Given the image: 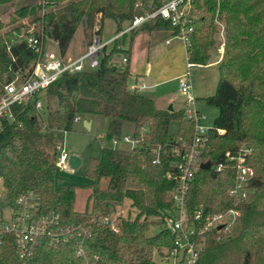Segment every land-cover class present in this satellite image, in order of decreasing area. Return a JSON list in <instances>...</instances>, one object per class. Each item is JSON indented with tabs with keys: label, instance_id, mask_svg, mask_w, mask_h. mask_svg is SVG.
Returning <instances> with one entry per match:
<instances>
[{
	"label": "trees",
	"instance_id": "1",
	"mask_svg": "<svg viewBox=\"0 0 264 264\" xmlns=\"http://www.w3.org/2000/svg\"><path fill=\"white\" fill-rule=\"evenodd\" d=\"M14 1L0 0V4L9 7ZM168 1L172 0H41L15 9L5 25L0 22V97L4 86L19 83L30 71L35 53L26 42L28 38L38 43L51 41L64 55L78 27L88 39L99 35L102 21L108 19L114 22L116 34L134 17ZM183 3H188L185 26L191 29L189 64H208L218 32L216 23L222 26L218 80L213 94L203 99L217 115L195 165H217L224 153L244 146L251 149L246 163L254 172L232 232L218 239L214 233L203 235L195 264H264V0ZM23 20H27L25 25ZM149 23L147 30H170L169 23L160 18ZM133 33L123 37L122 44L129 37L124 46ZM118 51L114 45L99 58L95 69L63 73L43 91L12 105L10 120L0 119V211L12 208L20 195H35L42 213L54 211L62 224L91 230L84 240L85 259L75 258L71 244L53 247L47 241H42L30 257L19 259L11 240L5 238L0 244V264H155L152 255L171 247L172 236L166 229L146 235L152 224L146 218L161 219L172 205L169 193L175 183L167 178L174 145L167 136L170 123H176L180 142L190 140L193 125L182 110L158 109L153 100L129 92L128 70L106 66L108 58ZM37 100L46 112L43 120L31 113ZM80 116L105 118L107 142L119 139L123 126L129 124L132 138L141 136L143 147H102L97 156L89 158L84 171L89 194L83 210L77 212L73 207L78 187L54 182L59 135L71 131L74 117ZM156 158L158 164L153 162ZM101 179H107L103 189L98 188ZM233 180L230 170L215 173L196 169L185 196L187 212L191 214L197 207L210 214L225 211L231 205L226 192ZM124 201L129 202L135 216L112 217ZM105 218L108 225L102 223Z\"/></svg>",
	"mask_w": 264,
	"mask_h": 264
},
{
	"label": "built area",
	"instance_id": "2",
	"mask_svg": "<svg viewBox=\"0 0 264 264\" xmlns=\"http://www.w3.org/2000/svg\"><path fill=\"white\" fill-rule=\"evenodd\" d=\"M183 1H168L158 9L134 17L125 30H120L106 42H102L98 34L92 35L85 52L75 59L65 58L57 50L53 51L46 48L45 42L38 43L32 38H28L26 42L35 53L30 71L19 83L10 82L4 86L3 94L0 97V119L10 120V107L12 105H19L36 93L43 91L63 73L71 74L86 69H95L98 66L99 58L106 49H111L115 45L116 49L122 50L123 45L120 42L123 37L140 25L156 18L169 23L171 37L180 41L185 51V72L179 78L177 86L182 97V111L193 127L190 140L180 142L178 139H174V145L169 153L173 161L170 164V172L167 174V178L174 181L175 188L169 193L172 201L171 208L165 211V216L162 217L165 222V229L172 236L171 247L163 264H195L202 249L199 243H203V235L214 233L218 239L219 235L226 234L231 227L235 226L240 216L238 207L250 192L248 185L254 175L252 167L246 163L251 154L250 148L241 146L235 152L224 153L223 161L217 165H210L209 170L215 173L224 170L233 172V184L226 192L231 205L225 211L215 214L204 213L200 207H197L189 215L186 212L185 196L193 180L195 170L199 169L202 164L195 165L196 159L207 140L209 128L203 124L204 114L199 113L193 107L195 100L192 97V86L189 80V71L193 65L187 61L188 34L191 29L185 26L186 4L184 5ZM221 49L222 44L219 46V50ZM121 62L125 64L127 57L124 56ZM144 88L143 84L127 85V90L136 94ZM41 111V101L37 100L33 104L31 113L41 118ZM79 121L78 117H74V123ZM118 142L128 144L130 149L143 147L141 136L139 139H133L132 135L112 139L110 144L113 147ZM68 158L66 152L60 148L55 163L57 170L64 168ZM158 161L156 158L153 162L158 164ZM7 209L9 217L4 220L0 219V244L5 238H9L19 259L30 257L42 241H47L53 247L71 244L75 258L85 259L84 240L86 241L91 233L88 227L83 228L74 224L64 225L60 215L54 211L42 213L39 207V199L31 193L20 195L14 201V206ZM131 213L134 211L132 210ZM102 223L108 225L109 221L105 218Z\"/></svg>",
	"mask_w": 264,
	"mask_h": 264
},
{
	"label": "rangeland",
	"instance_id": "3",
	"mask_svg": "<svg viewBox=\"0 0 264 264\" xmlns=\"http://www.w3.org/2000/svg\"><path fill=\"white\" fill-rule=\"evenodd\" d=\"M39 2L41 0H15L12 4L7 6H3L0 4V22L4 25L8 22L7 18L8 15L11 14L15 9L24 6L28 4L29 2ZM188 3L185 5L187 7ZM22 23L24 25L27 23V20H23ZM97 24V22L95 23ZM149 24V22H147ZM216 26L218 28V32L216 35H214V45L213 48L210 49V59L208 62H214L219 61L222 49L219 50V44L220 40L222 41L221 37V25L217 22ZM28 30L30 31L32 29V26H27ZM7 28V27H6ZM80 27H78V31L76 32V36L78 37ZM126 25L121 26V30H125ZM115 31V25L112 20L105 19L102 23V30L100 38L102 42H106L109 39H111L114 35ZM169 31V30H168ZM2 32V31H1ZM0 32V33H1ZM75 36V37H76ZM91 38V37H90ZM128 38L124 39L125 44ZM124 40H123V47H124ZM178 41V40H177ZM179 43V42H177ZM181 46V44L179 43ZM45 47L56 51V46L49 41L45 42ZM112 49V48H111ZM109 49L108 51H110ZM107 51V52H108ZM165 51V48L163 45H157L153 51L152 55H155V59L149 60V67H150V82L149 85H153L155 82L157 83L151 90L144 91L141 93L142 96H146V93L151 96L152 98L158 100V102L166 101L167 99H171L174 101V103L179 104V101L181 100V96L177 87L178 81L171 80L175 76L181 77L185 72V65L186 60L183 56L181 48L179 49V55H176L172 58V60L165 61L164 57H160V55L156 58V55L158 53ZM105 52V53H107ZM121 51L119 50L116 53H113L107 60L106 66L114 67L116 70L120 71L123 69L124 65L121 64V58L124 57ZM145 68V65L142 66L141 71H143ZM183 69V70H182ZM189 80L192 86V97L195 99V102L193 104V107L199 112L204 114L206 121L204 126L207 128H211L213 124V120L217 115V110L214 108H211L209 106H206L203 102V98L209 97L213 94L216 83H217V72L215 67H211V65L204 66V68L199 67H193L189 71ZM164 84H158L163 83ZM147 83V82H146ZM147 98V97H146ZM172 103V105L174 104ZM157 108H163L160 107V105H155ZM159 106V107H158ZM177 105H174L173 108L177 109ZM183 105L180 109L182 110ZM172 110V109H171ZM175 110V111H177ZM46 112L42 110L40 112V117L42 120L45 118ZM80 121L73 124V127L71 131L67 133H63L62 135H59L61 137L60 140V148L63 149L68 157H74L79 160V164L76 168L71 169L69 165L66 163L64 168L62 170H56L55 173V185H75L78 188L75 189L74 192V210L77 212H81L84 208L86 198L89 194V190L87 186L89 185L88 179L84 175L85 166L89 158L97 156L99 149L102 147H112L110 142L105 141L104 134H105V128H106V120L105 118L101 116H80ZM88 122L90 127L88 130H85L83 128L82 123ZM176 123L171 122L168 128L167 136L169 139H177L176 136ZM132 128L129 124H125L121 131V137L124 136H131ZM112 148L119 149V150H128L130 149V146L128 144L120 143L118 142L115 146ZM107 183V179H101L98 182V188L103 189L105 188ZM3 196V188L1 186L0 182V201ZM132 208L129 206L128 201H124L123 205L119 208H117V211L113 216L119 215L120 217H126L129 214V217L132 219L135 216V213H131ZM186 209V207H185ZM187 212V209H186ZM188 213V212H187ZM189 215V213H188ZM9 217V211L7 208H3L0 211V219H7ZM163 218L158 217H148L146 218V221L152 222L151 226L148 228L146 235L152 236L155 233H157L161 229H165V222L162 220ZM234 226L231 227L224 236L228 235L232 232ZM73 255H74V249L73 245ZM170 250V248H169ZM166 249H161V254H153L152 255V261L155 264H163L165 259L167 258L168 251ZM198 258V257H197Z\"/></svg>",
	"mask_w": 264,
	"mask_h": 264
},
{
	"label": "crops",
	"instance_id": "4",
	"mask_svg": "<svg viewBox=\"0 0 264 264\" xmlns=\"http://www.w3.org/2000/svg\"><path fill=\"white\" fill-rule=\"evenodd\" d=\"M102 23H101V30H102ZM149 24L147 23L142 24L137 29H135L133 36H131L130 43L127 46H124L122 50H120L121 51L120 53H122L124 56L127 57V62L125 64H123L121 61L120 62L122 65H124L122 70L126 69L129 72L128 84H134V85L143 84L145 86V88L141 92L138 93L140 95L142 92L146 90L149 91L153 87L158 86L156 85L157 84L156 82L153 85H149L151 78L149 76L150 67H149V62H148L149 60L151 61L155 59V55H152V51L157 45H163L165 48V51L158 53V55H156V58L161 54L160 57H164L165 61L172 60L173 57H175L176 55H179L180 48L182 50L183 56L185 57V51H184L182 44L180 43V41H177L175 38L171 37L170 30L169 31H150V30H147V27L149 26ZM95 29H98L97 25L95 26ZM77 31L78 30L74 32L72 40L70 41L68 48L66 52L64 53L65 58L75 59L79 57L80 55H82L85 52V49L90 41V37L86 39L81 30L79 31V33H77L78 34V37H77L76 36ZM100 35H101V31L99 33V36ZM128 35H126V37ZM177 42H179L181 46ZM108 50L109 49H106L105 52H107ZM217 62L216 61L208 62L207 65H211V67L216 68ZM143 65H145V68L143 71H141V68ZM193 67L204 68V66H193ZM179 78L180 77L175 76L171 80L178 81ZM164 83L166 82L158 83V84H164ZM144 97H147L153 100L154 104L160 105V107H163L162 109H167L168 107H171L172 111H175L182 107V97H181V100L179 101V104L174 103V101L171 99H167L166 101H163V102H160V101L158 102V100L152 98L147 93H146V96ZM172 103L174 104L172 105ZM174 105L178 106L177 109L173 108ZM158 109H161V108H158ZM205 121H206V118L203 123H205Z\"/></svg>",
	"mask_w": 264,
	"mask_h": 264
},
{
	"label": "water",
	"instance_id": "5",
	"mask_svg": "<svg viewBox=\"0 0 264 264\" xmlns=\"http://www.w3.org/2000/svg\"><path fill=\"white\" fill-rule=\"evenodd\" d=\"M167 110H171V107H168ZM82 125H83V128L85 130L89 129V123L88 122H83ZM67 164L69 165V167L71 169H74V168H76L78 166L79 160L77 158H74V157H69L68 160H67ZM209 166H210L209 163L205 162V163H202L199 166V169L202 170V171H208L209 170Z\"/></svg>",
	"mask_w": 264,
	"mask_h": 264
}]
</instances>
